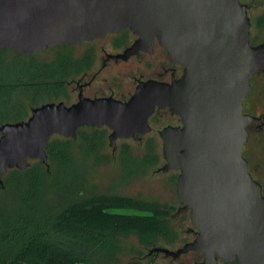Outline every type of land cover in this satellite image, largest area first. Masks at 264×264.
<instances>
[{
	"label": "water",
	"instance_id": "water-1",
	"mask_svg": "<svg viewBox=\"0 0 264 264\" xmlns=\"http://www.w3.org/2000/svg\"><path fill=\"white\" fill-rule=\"evenodd\" d=\"M132 31L138 40L123 58L150 51L157 39L184 72L172 82L141 83L128 102L85 97L71 105L48 102L27 120L0 125V187L9 170L48 164L55 135L76 140L83 127H107L109 145L148 133L157 107L182 126L160 132L165 165L176 171V193L190 212L194 239L177 250L156 246L148 255L179 259L203 254L219 261L264 264V195L243 156V113L251 80L264 70V42L250 40L248 5L241 0H0V49L33 55Z\"/></svg>",
	"mask_w": 264,
	"mask_h": 264
},
{
	"label": "trees",
	"instance_id": "trees-1",
	"mask_svg": "<svg viewBox=\"0 0 264 264\" xmlns=\"http://www.w3.org/2000/svg\"><path fill=\"white\" fill-rule=\"evenodd\" d=\"M58 47L70 48L72 45ZM5 51L0 49V55ZM29 68L27 65L19 74L6 75L0 69V125L10 119L25 120L19 114L14 118L2 114L9 109L17 110L18 105L12 98L16 92L37 100L51 92L62 91L61 83L56 85L54 78L72 70L79 72L81 64L65 55L56 66L49 67V71L27 76ZM23 76L28 81L22 80ZM82 129L78 130V137ZM91 130L90 136L82 134L85 135L82 148L85 160L96 156L104 143V132L100 128ZM74 144L73 139H51L46 149L48 164L36 160L30 162L26 170L12 169L3 177L4 187H0V264H120L122 255L136 251L128 245L127 240L131 237L150 249L161 241L167 244L176 241L177 234L170 226L169 206L87 189L89 183L85 172L79 174L73 166L77 160ZM131 161L134 164L139 160ZM157 162L158 156L152 149L138 162L140 166L132 175ZM60 176L63 181L57 182ZM111 210L136 213H113ZM129 264L141 263L133 261Z\"/></svg>",
	"mask_w": 264,
	"mask_h": 264
},
{
	"label": "rangeland",
	"instance_id": "rangeland-1",
	"mask_svg": "<svg viewBox=\"0 0 264 264\" xmlns=\"http://www.w3.org/2000/svg\"><path fill=\"white\" fill-rule=\"evenodd\" d=\"M243 3L248 5V15L251 19V33L250 39L253 43L264 42V0H241ZM115 37H108L103 42H96V44L106 45L109 48L107 41H112ZM106 41V42H105ZM96 44H81L78 46H72L70 48L56 47L53 49H47L40 51L32 56H20L17 52L12 50H6L3 55H0V69L2 74L6 75L9 73H18L27 65L30 66V73L27 76H33L32 74H38L43 70L49 71V67L56 66L58 62L63 59V56L69 55L74 58H79L82 54L87 51L94 50ZM95 51V50H94ZM95 54L94 67L90 69L89 74L85 81L90 76L97 72L101 67V55L99 52ZM152 59V58H150ZM157 64L150 63L144 68V72L147 75H152L153 72L157 71ZM85 69H81L79 72L71 71L69 74H61L54 78L56 85H62L63 90L51 92L44 95L42 98L33 100L32 96L21 95L16 92L12 97L14 103L17 106V110L9 109L7 112H3L5 117L14 118L19 114L27 120L31 116V110L34 107H38L48 102H61L70 105L78 101V89L76 81L79 80L84 73ZM19 74V73H18ZM29 78V77H27ZM37 80L38 78L34 76ZM107 78L108 84L114 79L120 82L121 76H117L115 70L106 69L100 73V80L94 84V87H105L103 79ZM122 84L129 82V77L125 76ZM22 80L28 81L25 77ZM249 102L252 103V108L255 113L264 112V73L260 72L256 74L252 80V86L249 96ZM22 106V107H21ZM14 120H9L6 123H15ZM155 127V126H154ZM104 132V143L99 148L98 154L93 156L89 160H85L82 156V148L84 145V136L92 134L91 128L84 127L82 134L76 139L73 146L75 155L77 156L75 166L79 174L85 172L86 180L88 181L87 189L92 191L105 193V194H117L122 196H131L139 199L148 201H155L161 205H167L171 208L170 213V226L177 234V239L174 243L167 244L161 241L157 246L169 248L171 250H177L186 243L193 240L194 236L191 233L193 228L191 223L190 212L184 209V205L180 202L176 193V181L178 172L176 171H159L166 163L163 157V142L159 139V136L154 130V137L150 135L145 137V140H152L155 142L156 148L154 149L155 154L158 156V162L155 164H148L146 167L135 173L140 166L138 162L143 160L145 156L151 151L147 149L146 142L138 144L133 139L129 140H117V148L109 145V134L108 128H100ZM65 138L55 135L52 140H63ZM154 139V140H153ZM156 140V141H155ZM255 145L256 148L253 153H249L250 159V171L254 176L261 181L264 185V133L252 134L248 142L249 146ZM139 160L132 163L131 159ZM31 161V162H35ZM137 163V164H136ZM63 176L58 178L57 182H62ZM113 213H136L133 211H121L111 210ZM128 245L135 248L136 251H131L128 255L121 256L120 264H129L133 261H138L141 264H200L203 261V257L197 252H189L182 255L179 259H173L172 257H166L160 253L155 255H148L150 248L141 246L136 238L131 237L127 240ZM140 252V254H138ZM219 264H224L219 262Z\"/></svg>",
	"mask_w": 264,
	"mask_h": 264
},
{
	"label": "flooded vegetation",
	"instance_id": "flooded-vegetation-1",
	"mask_svg": "<svg viewBox=\"0 0 264 264\" xmlns=\"http://www.w3.org/2000/svg\"><path fill=\"white\" fill-rule=\"evenodd\" d=\"M108 37H111V38L115 37L114 39H112L111 42H109L111 39L107 42L105 41L109 45V48H106V45H102V44L98 45L99 43L96 44V42H103ZM137 40H138V37L132 31H130L129 29H126L120 33H109L104 38L82 43V44L90 43V44H96V45L94 46L95 51L93 49L90 51H87L86 53L82 54V56H80L79 58H74L73 56H71L73 60L80 62L81 69H85L81 78L75 82L77 89H78V100H79L80 93H82L85 97H88L91 99L113 98V99H116L122 102H128L132 98V96L136 93L138 86L143 82H147L150 80H156L159 82L170 83L174 79H179L183 75V72H184L183 66L173 62L170 59V57L167 54V51L164 49V47L160 45L157 39H155L150 51L141 49L139 51H136V53H134L133 55L129 56L126 59L121 57L120 55H123L128 49H130L136 43ZM251 43L253 45H256V43H253L252 41ZM75 46H78V45H75ZM96 52H99L101 55V59H100L101 67L97 72L93 73L89 79L82 82V80L88 76L90 69L94 67L95 54L97 55ZM150 63H156L157 64L156 69L158 70L153 72L152 75H147L144 72V68H146L147 65ZM109 68L110 70H115V72L117 73V76H121L120 82H117L114 79H112L110 84H108L107 78H104L102 82L105 83V87H99V88L94 87V84L100 80L99 79L100 73ZM260 72L264 73V70L259 69L255 73V75ZM125 76L129 77V82L122 84V81L125 79L124 78ZM252 80H251V86H252ZM250 91H251V88H250ZM250 91L247 94V97L243 103V113L254 117V120H252L251 123H249L246 127L248 136H247V140H246V143L243 149V156L248 161L249 171H250V159L248 157V154L253 153L256 146L252 145L247 148L248 142L252 134L264 133V112H261V113L254 112V109L252 108L253 105L251 102H249ZM61 102H64V101H61ZM148 124L151 128V130L148 133L144 135L139 134L138 139H135V138H129V139H133L138 144H143L146 142L147 149L152 150L156 148L155 146L156 144L155 142L153 143L151 139L150 141L145 140L146 136L150 135L153 138L154 130H156L155 133L158 134L159 139L162 141L160 132L164 128L169 127V126H172V127L182 126V121L180 117L177 115H174L170 111L169 108L161 109L157 107L154 113L152 114V116L149 118ZM103 128H107V127H103ZM129 139H124V140H129ZM120 140H123V139H120ZM251 174L262 185V193L264 195V185L261 183L259 179H257L254 176L252 172ZM191 233L193 234L192 231ZM197 253H199L203 257L202 253L200 252H197ZM203 260H204V257H203ZM223 263L224 264H234V263H225V262ZM200 264H203V261Z\"/></svg>",
	"mask_w": 264,
	"mask_h": 264
}]
</instances>
